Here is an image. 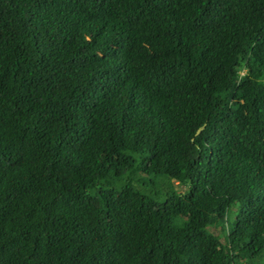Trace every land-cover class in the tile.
Here are the masks:
<instances>
[{"label":"trees","instance_id":"1","mask_svg":"<svg viewBox=\"0 0 264 264\" xmlns=\"http://www.w3.org/2000/svg\"><path fill=\"white\" fill-rule=\"evenodd\" d=\"M263 78L264 0H0V264H264Z\"/></svg>","mask_w":264,"mask_h":264},{"label":"rangeland","instance_id":"2","mask_svg":"<svg viewBox=\"0 0 264 264\" xmlns=\"http://www.w3.org/2000/svg\"><path fill=\"white\" fill-rule=\"evenodd\" d=\"M239 69V74H244L245 73V67L244 66H241L240 68H238ZM262 80H264V78L262 79ZM172 182L175 184V187H176V189L177 190H183V187H180L179 185H178V183H176V181L175 180H172Z\"/></svg>","mask_w":264,"mask_h":264},{"label":"water","instance_id":"3","mask_svg":"<svg viewBox=\"0 0 264 264\" xmlns=\"http://www.w3.org/2000/svg\"><path fill=\"white\" fill-rule=\"evenodd\" d=\"M200 130H201V127H199V128L197 129V133L200 132Z\"/></svg>","mask_w":264,"mask_h":264},{"label":"clouds","instance_id":"4","mask_svg":"<svg viewBox=\"0 0 264 264\" xmlns=\"http://www.w3.org/2000/svg\"><path fill=\"white\" fill-rule=\"evenodd\" d=\"M176 183H178V182H176ZM232 264H235V263H232ZM238 264H243V263H238Z\"/></svg>","mask_w":264,"mask_h":264}]
</instances>
